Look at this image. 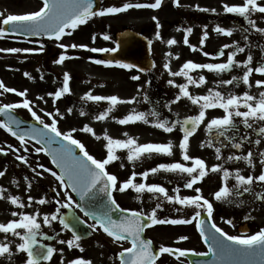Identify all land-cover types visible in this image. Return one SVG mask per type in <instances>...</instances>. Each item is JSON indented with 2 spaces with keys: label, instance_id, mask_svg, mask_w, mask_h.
Instances as JSON below:
<instances>
[{
  "label": "snow or ice",
  "instance_id": "6c2138e0",
  "mask_svg": "<svg viewBox=\"0 0 264 264\" xmlns=\"http://www.w3.org/2000/svg\"><path fill=\"white\" fill-rule=\"evenodd\" d=\"M163 0H155L154 3H131L126 2L122 6H108L97 9L96 0H42V6L38 10L24 13V14H9L4 16L0 12V24L4 27H0V38H4L6 35H18L23 34L29 37L40 36L47 37L50 40L57 42L61 41L66 35L70 36L81 25L87 24L95 17H104L107 15H115L126 12L130 9H160L162 7ZM175 6H180V0H173ZM200 11L215 12L216 9L200 8ZM223 9L226 13L236 14L243 17L249 26L255 29L256 32L264 35V28L258 27L256 21L252 18L253 13L264 14V4L258 2V0H244L242 4L229 5L224 4ZM157 21V27H160L159 21L156 17H153ZM206 28V26H205ZM187 35L184 38V44L187 45L192 51H197L196 45L189 42L188 36L191 35L193 29L191 27L186 30ZM215 31L225 36H232L233 29H226L221 26H216ZM247 31V29H245ZM157 38L160 37V33H156ZM209 38L208 32L205 30L200 40V45L203 46ZM103 39L109 40L111 37L107 34L103 35ZM247 40V36H245ZM95 36H93V41ZM178 43L175 39L167 41L169 46L176 45ZM58 46L61 49H67L69 47L76 49H87L91 52H104L111 53L116 52L119 48H89L85 44L66 45L59 43ZM252 44L249 41L245 46H240L239 42L234 41L233 44H225L218 51L216 56H212L207 51L203 50V47L199 48V51L205 57H212L217 59L225 56L224 49L232 48L233 50L228 53L226 62L221 63H198L192 60L186 61L179 71H173L170 63H165L164 68L169 72L172 77H183L186 82L183 84H176L175 80L169 79L167 83L169 85L178 88V93L174 101L171 103H178L182 98H186L192 105L198 106V114L194 116H187L183 120L177 118L174 121L168 119H161L160 114L153 108L150 112L136 111L133 109L129 114L117 120L120 125L135 124L137 122H143L145 124L152 123L154 127L163 130L166 133H172L177 127L182 131V139L178 145H175L172 141L167 143H139L134 137L128 135L125 132L123 135L126 139L114 138L105 131L103 137L96 134L93 127L85 125L81 131L89 133L100 140L103 138L106 141L104 147L106 149V156L103 159H98L94 155L90 154L85 144L74 136L77 131L76 128H72L69 131H61L58 127V116H62L59 109H56L55 113L45 112V115L51 118V123L45 122L44 118L34 110V106L31 100L27 98V90L18 91L15 88H10L4 85L3 81H0V88L4 92L16 93L20 97H24L20 103H4L0 106V114L7 117V120H0V128H3L13 137H16L22 146L24 151H28L26 147L29 140H34L36 144L41 145L33 149L36 153L44 152L52 159V163L60 169L57 173L52 169H45L51 173L53 177L59 182L60 187L64 190L66 199L62 202L60 199H55V203L59 205L55 209L54 214L44 215L43 224L51 226L53 221H59L63 229L74 228L68 219L61 216V208H80L81 205L73 199L71 193H76L80 200L85 198H95L99 194H104L107 197V203L103 204L102 210L97 212L85 211V215L91 216L95 223L89 225L93 230L102 229L105 234L113 238L114 242L120 243L121 241H130L131 246L123 248L118 254L119 264H157L161 255L167 253L175 256L177 260L180 257H188L190 254L196 256H207L211 254L213 259L208 261L207 264H264V229L257 231L252 235H230L223 228L219 227L213 219L215 211L212 201L207 199L200 187H196L198 183H201L209 172L222 173L223 185L214 193V199L222 203H236L238 198L243 197L245 193H253L256 199L264 201V190L255 192L253 185L259 183L264 189V171L258 176L241 174V171L237 169L234 173L229 171L221 164L212 165L211 168L207 165L206 161L200 157H194L190 155V138L198 131L200 125L206 123V131L209 134L210 139L201 143V147H214L215 155L218 160L224 159L225 163L228 161H245L251 168H255L254 156L258 155L260 163L264 166V150L254 151L249 150L246 155H230L224 157L221 149L231 147L241 150L244 148L245 142L260 146L262 139H264V91L259 92V95H252L249 91H245L242 95L234 93L225 94L222 91L215 88H209L205 95H194L190 92V85L197 87L206 85L208 83L207 78L200 74L193 76L191 73L199 70H207L208 72L221 75L225 72H231L234 68H240L243 70L242 76H232L231 79L216 81V85H233L234 82L238 86L242 81L247 85L249 89L253 87V81L251 77L253 74H259L264 76V56L261 57L258 62V66H253V54L249 52L246 60L239 61L236 59L238 53L245 52L246 48H251ZM44 46L41 45L40 49H21V48H0V52L8 53H29L34 51H43ZM264 52V47L261 48ZM167 55L172 56V53ZM65 54H61L55 61L57 64H63L65 60L70 59ZM178 59V55L176 56ZM94 63L98 65L113 66L114 64L123 69H132L136 67L133 64L122 63L120 61L112 60H95ZM139 71L143 72L145 69L140 68ZM26 77L31 78L30 73L25 72ZM44 79L43 75L40 77ZM133 80H139L140 76H132ZM72 77L69 73L64 74L62 87L54 93H49L55 100L61 99L65 94L71 93L70 81ZM255 86L264 88V79H258L254 82ZM3 93H0L2 95ZM38 99L43 100V96H39ZM87 101L99 103L101 101H107L108 107L105 111L101 112L95 117L97 121H105L109 115L114 111L117 105L120 104H132L136 103V98L133 97L129 100L121 99L117 95H93L91 92L87 93L84 97ZM144 102H149L147 94L143 96ZM46 102V101H45ZM170 104L168 105L171 111ZM24 108L29 111L34 121H37L42 127H36L35 124L29 128H21L23 121L19 120L12 113L15 109ZM221 109L224 112L223 116H216L208 118V110ZM244 109V110H242ZM40 111H45L41 109ZM71 108L68 109L70 113ZM83 114V113H81ZM149 117H154L152 121ZM236 118H242L239 123H242L245 129H251L258 138L252 140L251 135L248 132L241 134L239 123ZM258 125V126H254ZM15 126V128L13 127ZM220 146L217 147L216 143ZM228 143H225V142ZM54 145H56L54 147ZM12 148L11 145L8 146ZM178 148L183 161L191 162V166L182 162L172 163H160L155 167H152L143 172L137 173L133 171L131 176L123 181H118V177L110 173L107 170V166L114 161L120 160L121 157L117 155L118 150H126L127 160L134 166L137 162H142L145 158L153 156H167L172 157L174 149ZM77 150L80 155L77 154ZM19 152V149H15ZM0 153L7 152L4 148H0ZM17 160L28 164L27 157L23 155H17ZM123 167V165H121ZM43 168V165H39ZM36 172V169H32ZM161 171L165 173H175L184 179V187L187 189H193L197 195L181 196V188L177 184L174 188V194H169V190L157 183H147L150 175H157ZM5 175V171H0V177ZM42 175V173H37ZM142 177L143 182L137 183V176ZM234 178L235 184L229 186V180ZM27 179V178H25ZM16 183V181H13ZM31 188V181L28 184ZM69 189L71 191H69ZM133 190L136 193V199L141 200V197L145 193L152 195V198L157 200L155 207L152 208L150 213H145L142 210H131L122 208L117 202L116 197L113 195L116 192H125L126 190ZM6 190L0 187V199H10L12 205H16L20 208L25 207V204L21 201L19 196H5ZM56 196L59 197V191H56ZM163 197L168 203L172 205H180L185 208L191 207L194 209V214L190 218H158V211L163 210V205L160 202V198ZM34 198L28 197L27 206H31ZM46 197L40 198L36 201L39 205L50 203ZM245 203L244 200H239V204ZM83 210V209H82ZM174 211L179 212L181 208H174ZM116 214H119L118 218H113ZM202 214H206L207 219ZM13 219L7 223H0V233L11 234L13 237L19 238V242L16 244V250L13 251L11 243H0V257L7 260L14 261L17 254H25L23 264H41L42 261H51L54 253L58 250L55 247L41 243L38 237H46L41 231V223L39 222V212L34 214H27L21 212H13ZM248 217H246L247 219ZM199 230L200 236L203 238L204 244L208 246V251L204 253L195 252L194 250L181 249L179 247L173 248L169 246L161 245L158 250H154L153 241L151 239L144 238L143 234L147 228L154 225H188L193 224ZM228 224H233L231 219L226 221ZM208 225V227H206ZM82 239L81 234H77L73 231V238L68 240H60L59 243L66 244L68 248H76L81 252L84 248L81 246L80 241ZM189 237L181 236L179 241L188 240ZM61 253L63 249L59 250ZM63 264V261L61 262ZM69 264H93L89 259L76 258L69 262Z\"/></svg>",
  "mask_w": 264,
  "mask_h": 264
},
{
  "label": "rangeland",
  "instance_id": "374dc122",
  "mask_svg": "<svg viewBox=\"0 0 264 264\" xmlns=\"http://www.w3.org/2000/svg\"><path fill=\"white\" fill-rule=\"evenodd\" d=\"M126 2L154 3L155 0H102V7L122 6ZM243 2L244 0H180V6L177 7L174 5L173 0H163L160 9L133 8L120 14L95 17L87 24L77 28L72 35H66L59 42L50 39L44 40L43 42L35 39L5 36L4 38H0V48L38 50L41 45H43L44 49L43 51L29 53L0 52V81H3L5 86L15 88L18 91L26 89L28 92L27 98L32 101L34 110L37 111L47 123H51V118L45 115V112L55 113L56 109H59L60 113L63 114L57 117L59 120L58 127L61 131L66 132L72 128H76L77 131L74 133V136L81 140L89 153L98 159H103L106 156V149L104 147L106 141H104L103 138L97 140L91 134L81 131L85 125L93 127L96 134L101 137H103L105 131H107V133L114 138L126 139L127 137L123 134L127 132L129 136L136 138L139 143H167L172 141L175 145H178L182 139V135L177 129L172 133H166L154 127L152 123L145 124L143 122H137L135 124L120 125L117 122L118 119L123 118L133 109L147 112L143 100V96L146 94V85H144L146 80L144 77L133 71L130 72L129 69L120 68L115 64L113 66H105L94 63L95 60H102L98 56L104 52L94 53L87 49H73L71 47L61 49L58 44L63 43L70 45L75 43L78 45H88L89 48H116L115 33L122 31L125 27H133L139 31L145 30L147 36L154 42L153 51L156 56V73L159 76V80L162 82V86L165 87L166 91L169 90L168 93L176 97L179 91L178 88L169 85L167 81L173 79L176 84H183L186 80L179 76L172 77L164 68V64L170 63L173 71H179L182 65L188 60L206 63L205 56L199 51L200 47H203L204 51L207 50L208 42L203 46L200 45L203 32L205 30L208 31V27L214 28L218 26L213 23H216L223 14L235 17L236 14L233 15L224 11V4L238 5ZM258 2L264 4V0H258ZM41 6L42 0H0V12H2L4 16L36 11ZM197 6L208 9L214 8L216 11H200ZM153 17L158 19L160 27H157V21L154 20ZM207 17L212 19L205 21ZM252 18L256 21L258 27L264 28V14L253 13ZM0 19H2V17H0ZM166 21L171 24L164 25ZM219 24V26L223 24L222 27L228 28L224 22H220ZM1 26L2 24H0V27ZM189 27L193 29L191 35L188 36L189 42L196 45L198 48L195 52L184 44V38L187 35L185 30ZM250 29L257 35L256 45H258L261 50V48L264 47V35L256 32L252 27H250ZM157 32L160 33V37L162 38H157ZM235 33L238 34V32ZM104 34L109 35L111 39H103ZM93 36H95L94 41ZM170 39H175L178 43L169 46L167 41ZM234 41L239 42L241 38L235 37L230 42L223 41L222 44L231 45ZM220 47L221 46H218V44L212 45V52L215 53ZM224 50L233 49L228 48ZM168 53H172V56L167 55ZM61 54H65L71 58L65 60L63 64L55 63ZM177 55L179 57L178 59L176 58ZM262 56H264V52L261 50V52L254 57L255 62L258 63ZM25 72L30 73L31 78L26 77L24 75ZM65 73H69L72 77L70 81L71 93L65 94L59 100H55L53 96L48 94L54 93L62 87ZM191 74L193 76L202 74L206 77L205 70H203V72L197 70ZM41 75L44 77L43 80L40 78ZM136 75L140 76L139 80H133L131 78ZM254 75L258 74L254 73L253 76ZM209 88L218 90L217 85L209 81L206 85L200 87L190 85L189 90L194 95H205ZM163 91L164 90H162V92ZM219 91L225 94L234 93L237 95H242L245 91H249L250 94L258 96L259 92L264 91V88H259L255 85H253L251 89H249L247 85H236V88H231L229 85H223L222 89ZM89 92L93 95H117L125 100L135 97L137 102L117 105L107 120L97 121L95 117L105 111L109 105L107 101L96 103L85 100L84 97ZM0 93H3L2 95L6 103H20L24 99V97H20L16 93L4 92L2 88H0ZM39 96H43L44 99H38ZM0 105H3L1 99ZM170 107L171 111L168 108L169 111H166V115L176 116L177 118L194 116L197 115L199 111L198 106L192 105L186 98H182L178 103H172ZM69 108L72 109L70 113L68 112ZM41 109L45 111H40ZM15 111L24 119H33L27 109L18 108L15 109ZM149 119L152 121L155 120L154 117H149ZM3 139L5 138L3 137ZM202 142H206V137L204 136L201 126L197 134L190 138V155L204 159L209 168H211L212 165L220 164L219 160L216 158L215 151L211 147H201ZM33 145L35 144L28 142L26 145L28 151H24L25 146H22L20 141L13 139V170H10L8 167L3 168L2 171H5L4 176H6V186L2 185L0 187L6 190V197H11V194H13V196H19L21 201L25 204L23 208L13 205V212L27 214L39 212V222L42 225L41 228L43 231H46L49 225L43 224V216L46 214H53L54 206L56 205L55 199H60L63 202L66 197L64 195V190L60 187L56 178L53 177L50 172L45 171V169H52L53 171H55V169L50 165L43 152L36 153L34 151ZM35 147L38 146L35 145ZM15 149H19V152L15 151ZM207 150L210 154L206 153ZM259 150H264V144H261L258 151ZM174 153L172 157L163 155L148 157L142 162H137L134 166L127 160L126 150H118L117 155L120 156L121 159L109 164L107 170L115 174L118 177V181L123 182L131 176L133 171L140 173L160 163L179 161L191 166V162L182 160L178 148L174 149ZM17 155L27 157L28 164L17 160ZM209 159L211 162H209ZM254 161L256 173H261L264 170V166L261 165L260 159ZM39 165H43L44 167L41 168ZM121 165H123V167ZM33 168L36 169V172L32 171ZM237 169L241 171V174L246 176L247 169L242 166L228 168V170L233 173ZM37 173H42V175H37ZM25 178L35 180L30 189ZM13 181H16V183H13ZM136 182H143L142 177L138 175ZM184 182V179L179 175L175 173H165L163 171L154 176L150 175L147 181V183H157L166 187L170 195L174 194V188L177 184L181 188V196L197 195L193 189L185 188ZM223 183L222 173L209 172L208 176H206L201 183L196 185V187L202 189L203 195L214 204L215 211L213 216L215 215L216 219H214V217L213 219L216 224L225 230H230V228L236 224L235 220H245L246 217H248L246 220L251 221L257 231L264 229V202L259 203L256 200L247 201L246 197L238 198L236 203L231 204L218 202L214 199V193L222 187ZM228 183L230 187L235 184L234 178L230 179ZM49 190H52V192L50 193ZM56 191H59V198L56 196ZM114 194L124 208L142 210L145 213H150L157 203V200L152 198V195L149 193L143 194L141 200H137V194L131 189L123 193L116 192ZM29 196L34 198L31 206H27ZM45 197L51 202L44 205L36 203L37 200ZM239 200H244L245 203L239 204ZM160 202L163 205V210L158 211V218H190L191 215L194 214L193 208L172 205L164 200L163 197L160 198ZM10 203V199H0L1 218L4 217L5 210L8 211ZM242 205L244 209L248 208L251 212H229L234 209L240 210ZM174 208H181V211L176 212ZM18 218L19 217L13 216V219ZM228 219H231L233 224L230 225L226 223ZM0 223H4V221L0 220ZM51 226H54L56 229L58 228L55 221L52 222ZM92 231L93 236L84 246H95L98 252L100 251L99 247H104L102 253L104 258H107L108 261L112 260L109 264H117L118 253L122 251L123 248L130 247V244L125 241H121L120 243L114 242V240L106 236L101 229H92ZM232 232L238 235V232ZM146 236L153 241L157 248L164 245L173 248L179 247L181 249L194 250L200 253L207 252V248L197 232L195 222L188 225H154L146 231ZM181 236H187L189 239L179 241V237ZM62 240H68L67 236L64 235ZM4 241L8 243L9 236L5 238V235H0V243H4ZM13 242L15 243L14 246H16L19 242V238L13 237ZM112 254L114 255L113 258L111 257ZM99 259L100 256H97L96 260L98 261ZM157 264H188V261L186 257H180V259L177 260L175 256L165 253Z\"/></svg>",
  "mask_w": 264,
  "mask_h": 264
},
{
  "label": "flooded vegetation",
  "instance_id": "af4514ba",
  "mask_svg": "<svg viewBox=\"0 0 264 264\" xmlns=\"http://www.w3.org/2000/svg\"><path fill=\"white\" fill-rule=\"evenodd\" d=\"M212 18H205V21H209ZM223 23L226 25V29H233V35L232 36H225L223 34L217 33L215 31L216 27H208V34H209V38L207 40L208 44H207V52H209L210 54H212V56H216V54L218 53V51L222 48L223 41H231L232 39H234L235 37H240L241 41H239L240 46H245L247 43H249V41L252 44L251 48H246L245 52L243 53H238L236 59L239 61H244L246 60L247 54L249 52H251L253 54V57H256V55L258 53L261 52V50L259 49V46L256 45L257 42V35L250 29L251 26H249L247 24V21L244 18L241 17H220L218 19V21L216 23H213L214 25H220L219 23ZM171 24L170 22L166 21L164 22V25H169ZM223 24H221L222 27ZM225 28V27H224ZM245 29H247V31H245ZM142 33H145V30H141ZM235 32H238V34H236ZM146 35V33H145ZM245 36H247V40L245 39ZM218 44V46L220 45L221 47L214 53L212 52V45ZM225 51V56L224 57H220L217 59H213L212 57H205V62L206 63H221V62H226L227 58H228V53L231 52L232 50H224ZM258 66V63L255 62V58L253 60V66ZM206 72V78L208 79L209 82H213L216 85V81H219L221 79L223 80H227V79H231L232 76H242L243 75V70L240 68H234L231 72H225L221 75H216L215 73H211L208 72L207 70H205ZM146 80L145 84L147 86V96L149 97V102H145L147 107L149 108V110L151 111L153 108L160 114V118L161 119H168L169 121H174L177 118L176 117H168L166 114H164V107L162 108V105H169L170 102L172 101V98H164L161 97V93H160V89L158 85H162L161 82H158L157 79V75L156 73L152 72L148 75H146V77L144 78ZM258 79H264V76H260L258 75H254L251 77V80L253 81V85L254 82ZM239 85H245L243 84V82L241 81L239 83ZM223 85L218 86L219 88H222ZM229 87H234L236 88V83L234 82L233 85H229ZM0 99L2 101V103H6L5 102V98L3 97V95H0ZM172 105V104H171ZM2 106V105H0ZM244 110V109H242ZM224 112L221 109H210L208 110V118H212V117H216V116H223ZM238 123L242 120V118H236ZM183 120V119H181ZM206 123L207 120L205 121V124H202L200 126H202L203 128V132H204V136L206 137V141H208L210 139L209 134L206 131ZM254 126H258V125H254ZM239 127H240V132L241 134H244L245 132H248L251 135L252 140H254L255 138H258L256 136V134L251 130V129H245L244 125L242 123H239ZM177 129L179 131L180 128L177 127ZM3 137L5 139H3ZM214 143H216L214 141ZM225 143H228L227 141ZM262 144H264V139H262ZM9 145L12 146L11 149H9ZM216 146L219 147L220 145L218 143H216ZM261 146V145H260ZM260 146H256L254 144H249L247 142H245L244 148L241 150H237L233 147H231V145L229 144L228 147L222 148L221 152L222 155L224 157L236 154V155H246L247 152L249 150H254V151H258ZM0 148H4L5 151L7 152V154L5 155L4 153H0V171L3 170L4 167H8L10 170H13V137L10 135V133H8L6 130H0ZM214 151V147H211ZM206 153H209L208 150ZM204 157V156H203ZM259 156L256 155L254 156V160H259L258 159ZM210 162V160H209ZM220 164L223 165L225 168H234V167H244L247 169V173L246 176L248 175H253V176H258L260 173H256V170L249 167L247 165V163L245 161H228L227 163H225L224 159H220L219 160ZM262 171V169H261ZM264 171V170H263ZM5 177H0V186H6L5 183ZM29 181H31V185H33V183L35 182V180H31L29 178H27V183L29 184ZM255 192H260L264 189H262L261 185L259 183H256L253 185ZM13 189V188H12ZM49 192L51 193L52 190H49ZM11 196H13V194H11ZM246 197L247 201H258L259 203H263L264 201L258 200L256 199V197L254 196L253 193H245L243 197L240 198H244ZM59 198V197H58ZM59 207V205H55L54 206V210H53V214L55 212V209ZM242 208L240 210L234 209V210H230L229 212L231 213H242L244 211H248L251 212V210H249L248 208L244 209L243 205L241 206ZM69 208H61V216H63L67 210ZM254 211V210H252ZM13 205L10 203L9 209L8 211L5 210V215L3 218L0 217V220L4 221V223H7L11 220H13ZM236 224H234V226L232 228H230V230L228 229L227 232L230 235H234V232H238L239 235H252L255 233L256 227L253 226V224L251 223V221L248 220H235ZM55 223L58 225V228L56 229L54 226H48V229L45 231H43V229L41 228V231L46 234V237H38V240L46 245L55 247L58 251L56 253H54L53 258L51 261H44L41 262V264H61V262L63 261V264H69V262L73 259L76 258H84V259H89L93 262V264H109L110 262H112V260L108 261L107 258H104L103 256V248L102 246L99 247L100 251L98 252V249L95 246H89L86 245L84 246L85 243L88 242V240H81L80 244L81 246L84 248V251L81 252L79 249L76 248H68V246L66 244H61L59 243L60 240H62V237L64 235L67 236L68 239H72L73 235L67 230V229H63L62 225H60L59 221H55ZM244 225V226H243ZM51 229V231H50ZM245 230L246 233L241 232V230ZM0 235H5L3 233H0ZM7 236H9V241L8 243H11V246L13 248V251L15 252L16 250V246H14V242H13V236L11 234H7ZM4 243H7V241H4ZM63 249V252L61 253L59 250ZM100 256V259L97 261L96 257ZM111 257L113 258L114 255L112 254ZM25 259V254H17L16 258L14 261H10L7 260L3 257H0V264H23V261Z\"/></svg>",
  "mask_w": 264,
  "mask_h": 264
},
{
  "label": "water",
  "instance_id": "95a60500",
  "mask_svg": "<svg viewBox=\"0 0 264 264\" xmlns=\"http://www.w3.org/2000/svg\"><path fill=\"white\" fill-rule=\"evenodd\" d=\"M96 5L98 9L99 7L98 0H96ZM116 38H117V45H119L118 50L109 55H104L103 58L112 60V61L115 60V61H120L123 63L133 64L136 66L134 68L137 70H139L140 68H143L145 69V71H148L153 66V63L150 60V54H151L150 43L147 41V39H145L143 36L133 31H130V30H125L121 33H118L116 35ZM18 119L21 120L20 118ZM33 124H35L36 127L38 128L42 127L41 125H39V123H36V122H29V123L23 122L21 124V128L23 127L29 128ZM13 127L15 128V126ZM55 146L56 145H54V147ZM77 154L80 155L78 150H77ZM47 156L51 159L49 155ZM51 162H52V159H51ZM58 170L60 172V169ZM74 194L77 197L78 203L81 205V207L78 209L81 210L84 214H85V211L99 213L102 210L103 204L107 203V197L102 193L99 194L95 198H85L84 200H80L79 196L76 193ZM118 216L119 214H116L113 218H118ZM88 217L93 219L91 216H88ZM204 218L207 219L206 216H204ZM68 221L70 222L71 225L75 226L74 228H70L72 231H75L77 234H81V236H85V234H87V231L84 229L82 224L78 221V219H75V220L70 219ZM206 227H208V225H206ZM188 259L191 264H207V262L211 261L213 257L211 256V254L207 256L190 255Z\"/></svg>",
  "mask_w": 264,
  "mask_h": 264
}]
</instances>
